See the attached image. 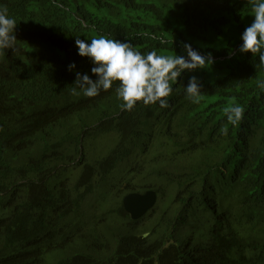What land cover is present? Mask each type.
<instances>
[{
    "label": "trees",
    "instance_id": "obj_1",
    "mask_svg": "<svg viewBox=\"0 0 264 264\" xmlns=\"http://www.w3.org/2000/svg\"><path fill=\"white\" fill-rule=\"evenodd\" d=\"M3 7L17 41L0 50V264H264V65L239 52L249 0ZM235 24L240 38L227 42ZM100 36L164 55L186 56L185 42L214 63L185 71L168 107L122 110L118 82L92 98L70 92L76 72L96 79L76 38ZM192 76L198 103L185 92ZM231 104L244 108L236 125ZM148 190L155 208L132 221L122 198Z\"/></svg>",
    "mask_w": 264,
    "mask_h": 264
},
{
    "label": "clouds",
    "instance_id": "obj_2",
    "mask_svg": "<svg viewBox=\"0 0 264 264\" xmlns=\"http://www.w3.org/2000/svg\"><path fill=\"white\" fill-rule=\"evenodd\" d=\"M249 3L252 5L254 19L242 33L243 43L239 52L251 53L253 57L258 55L260 64L264 65V0H249ZM16 30L17 22L9 17L7 7L0 8V50L11 49L15 52ZM75 44L78 54L92 61L94 67L91 68V73L96 79H92V76L88 74L76 72L74 87L70 89L71 94L80 95L82 92L86 97H96L101 91L111 90L114 83L118 82L116 94L123 101L120 107L127 111L133 110L138 102L145 105L159 102L162 108L168 107L167 98L173 93L172 84L180 81L185 71L193 72L214 63L211 52L205 56L185 42H181V45L186 56L177 53L175 55L159 54L155 49L142 53L126 40L109 39L105 36L92 38L90 43L76 38ZM68 67L69 70H73L76 65L72 63ZM259 86L264 88V83ZM201 90L202 86L198 78L190 77L185 85L187 98L193 103H198ZM224 114L230 124L236 125L243 119L244 108L238 104H231L224 109ZM221 132L227 135V127L221 128Z\"/></svg>",
    "mask_w": 264,
    "mask_h": 264
},
{
    "label": "water",
    "instance_id": "obj_3",
    "mask_svg": "<svg viewBox=\"0 0 264 264\" xmlns=\"http://www.w3.org/2000/svg\"><path fill=\"white\" fill-rule=\"evenodd\" d=\"M156 203L157 194L152 190L144 194L130 193L123 199V207L134 221L144 217L155 207Z\"/></svg>",
    "mask_w": 264,
    "mask_h": 264
},
{
    "label": "rangeland",
    "instance_id": "obj_4",
    "mask_svg": "<svg viewBox=\"0 0 264 264\" xmlns=\"http://www.w3.org/2000/svg\"><path fill=\"white\" fill-rule=\"evenodd\" d=\"M235 27L236 24L234 26H230L229 29L224 34V37L227 42L236 41L237 39L240 38V36L238 35V30ZM200 46H215V45L211 41H205V42H200Z\"/></svg>",
    "mask_w": 264,
    "mask_h": 264
}]
</instances>
